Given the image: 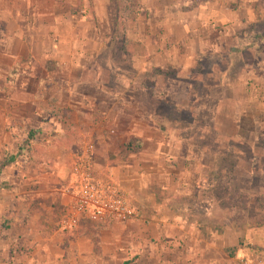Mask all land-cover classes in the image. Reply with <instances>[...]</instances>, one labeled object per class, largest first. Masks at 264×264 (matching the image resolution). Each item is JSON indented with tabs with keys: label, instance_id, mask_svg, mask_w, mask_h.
Listing matches in <instances>:
<instances>
[{
	"label": "crops",
	"instance_id": "obj_1",
	"mask_svg": "<svg viewBox=\"0 0 264 264\" xmlns=\"http://www.w3.org/2000/svg\"><path fill=\"white\" fill-rule=\"evenodd\" d=\"M110 1L0 0V166L17 161L19 172L24 173L20 167L34 172L24 180L38 182L33 178L39 177L36 170L43 164L26 165L39 161L41 150L50 153L51 221L69 199L63 187L75 141L86 137L93 144L92 174L126 192L151 218L150 225L159 223L156 232L164 241L165 264H225V247L235 246L239 237L242 245L259 252L264 264V223L242 231L227 226L221 234L213 228L212 181L182 177L183 161L171 151L173 144L155 113L161 99H153L151 87L143 81L152 64L164 65L169 50L180 55L187 45L205 41L202 31L208 27L219 30L251 20L256 15L253 7L232 9L226 0H141L142 22L136 34H126L141 43L135 57L141 67L125 68L140 75L141 81L113 89L100 77L101 72L123 71L110 64L105 51L114 34ZM125 27L129 29L128 23ZM203 49L196 46L186 56L194 59ZM131 137L139 139L140 149L123 154V144ZM23 206L17 195L1 197L0 223L18 221L24 229ZM82 223L86 221L72 229ZM103 224L107 228L95 233L103 245V234L110 231L112 241L106 243L116 256L129 243L119 237L120 231L132 226L117 221ZM79 229L88 230L86 225ZM103 248L95 261L104 262ZM132 257L125 255L117 264H129Z\"/></svg>",
	"mask_w": 264,
	"mask_h": 264
},
{
	"label": "rangeland",
	"instance_id": "obj_2",
	"mask_svg": "<svg viewBox=\"0 0 264 264\" xmlns=\"http://www.w3.org/2000/svg\"><path fill=\"white\" fill-rule=\"evenodd\" d=\"M140 1H110L114 33L123 31L125 37L127 33L136 34L142 22ZM226 1L232 9L240 6V10H243L241 7L250 5L256 15L237 26L222 25L219 30L210 27L204 29L202 34L205 35V41L187 45L188 50L182 51L180 55L173 49L169 50L164 65L156 68L152 64L143 80L151 87V97L161 99L154 106L155 113L162 119L164 130L169 135L167 140L173 144L171 151L183 161L182 177L212 181L215 207L213 228L220 234L227 226L242 231L246 226L264 223V42L257 48L252 46L246 49L231 41V37L241 31L264 29V0ZM137 15L139 20H135ZM127 23L129 29L125 27ZM114 35L105 51L110 64L123 71L118 75L101 72L100 77L111 88L117 89L132 80L141 81L140 75L125 70L129 65L141 67L139 60L135 61L141 43L134 41L133 44L122 45L120 38L118 40ZM227 43L234 44L237 50L227 63L222 84L218 85L216 79L220 76L219 69L224 66L225 60L219 59V65L211 71L216 58L213 54L216 53L214 50L221 53L219 51ZM166 45L169 46V43ZM196 46L204 48L200 61L202 72L210 71L207 75L204 73V77L194 73L195 69H190L189 65L194 59L186 56ZM181 120L191 124L186 126L178 122ZM210 124L224 132V139L214 138ZM173 134L178 136L172 137ZM86 141L92 142L86 137L77 138L74 149ZM224 142L227 146L224 154H212L214 145L221 147ZM49 154L41 150L39 161L26 165L43 164L40 171L36 170L39 177L33 178L40 179L38 182H26L24 178L34 172L23 167L20 169L24 173L19 172L17 161L0 166V198L8 195L23 198L25 215L24 229L19 227L18 221L10 224L7 219L0 223V264H117L125 255L133 256L129 258V264H165L164 241L156 232L159 223L150 225L151 218L133 202L139 218L128 221L132 229L120 231L119 237L127 239L129 243L125 249H119L116 256H112L114 250L106 243L107 239L112 241L110 231L103 234V245H100V234L95 233L99 228H107V224L86 222L75 229L61 230L56 225L59 213L50 221V209L47 208L50 205ZM43 155L46 156L45 160ZM2 157L0 155V159ZM65 165L68 167L67 163ZM15 173L19 175L15 176ZM83 225L88 228L87 232L79 229ZM238 240L235 246L225 247V264H231L243 253L244 248L251 250V247L242 245L241 237ZM101 247H104V262L95 261ZM170 249L169 255L173 259V244ZM253 251L258 252L256 249Z\"/></svg>",
	"mask_w": 264,
	"mask_h": 264
},
{
	"label": "built area",
	"instance_id": "obj_3",
	"mask_svg": "<svg viewBox=\"0 0 264 264\" xmlns=\"http://www.w3.org/2000/svg\"><path fill=\"white\" fill-rule=\"evenodd\" d=\"M93 145L82 142L71 157L69 179L63 192L69 197L63 204L57 225L61 230H70L79 221L105 223L128 222L139 218L129 195L116 184L95 177L91 171ZM231 264H263L253 250H246Z\"/></svg>",
	"mask_w": 264,
	"mask_h": 264
},
{
	"label": "trees",
	"instance_id": "obj_4",
	"mask_svg": "<svg viewBox=\"0 0 264 264\" xmlns=\"http://www.w3.org/2000/svg\"><path fill=\"white\" fill-rule=\"evenodd\" d=\"M114 34H115L114 36H117L118 40L120 38V42L122 43V45H128V44L134 43L133 40L128 39L124 36L123 31H121L120 33H114ZM231 41L232 42L234 41V43L239 44L241 46L243 45L246 49L249 47H252V46H255L257 48V47H259V45L262 42H264V29H262L261 31H253L251 29L248 30V32L247 31L246 32L241 31L238 34H234V36L231 37ZM225 45H224V48L222 49V51H219L221 53H218V51H216V53L213 54V55H215L216 58H215V61L212 63L211 71L213 70V68H215L217 65H219V63H218V61H220L219 59L225 60L223 63L224 66H221V69H219L220 70V76L216 79V82L218 85L222 84L223 78H225L224 76L226 74V70H227V66H228L227 63L232 59V56H231L232 53H235L237 50V49H235L234 44L228 45V43H227L226 47H225ZM225 51H226V53H225ZM202 56H203V53H200L196 58H194L190 69H195L194 73H198L202 77H204L203 76L204 73L207 75L210 71L207 73L202 72V67H201V62H200L202 60ZM255 58H257V57H254V59ZM255 60H257V59H255ZM195 66H196V68H195ZM157 116H159V115H157ZM174 122H175V119H174ZM178 122H182L186 126L187 125L189 126V124H191V123H187L186 120H181ZM210 129L213 131L214 138H217V139L223 138L224 139V137H225L224 132H222L221 130H219L217 128L215 129L212 124H210ZM177 136H178V134H177ZM214 146L215 147H213L211 149L212 154H214V155H223L225 150H226V147H227L226 142H224V144L221 147H220V145L219 146L214 145ZM139 149H140V141L136 137L128 138L123 144V150H124L123 154L135 153V152H138Z\"/></svg>",
	"mask_w": 264,
	"mask_h": 264
}]
</instances>
